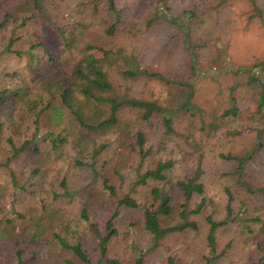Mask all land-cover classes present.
Wrapping results in <instances>:
<instances>
[{
    "label": "rangeland",
    "instance_id": "374dc122",
    "mask_svg": "<svg viewBox=\"0 0 264 264\" xmlns=\"http://www.w3.org/2000/svg\"><path fill=\"white\" fill-rule=\"evenodd\" d=\"M51 1L47 0L49 3ZM67 2L56 0L54 5L67 14L70 12ZM139 2L140 0H119V5L132 18L138 10ZM169 2L175 12H180L186 7H197L199 16L192 25V41L202 44L201 48L196 50L202 66H207L212 54L214 55L211 43L217 36L229 46V54L235 66L264 60V21L259 16H252L255 12L248 0ZM73 6L74 3L71 7ZM258 6L264 18V0H258ZM57 10L59 9L56 8L53 12ZM91 22L79 33L80 48L103 56L109 48L124 46L138 56L143 67L178 78L188 75L190 55L183 35L170 25L160 22L142 35L131 37L121 33L109 36L95 21ZM39 29L43 34L46 33L38 22L30 26L31 35L28 32L23 34L33 39ZM10 34L12 33L9 31ZM47 38L55 49L59 46L67 68L71 69L81 54L77 50L64 51L62 42L58 41L53 33L48 32ZM5 41L7 42V39ZM3 42L4 40L0 39V91L6 88L15 89L29 82L31 94L36 93L39 87L31 81L34 71L31 68L37 69L40 76L41 72L49 73V64L47 65L46 60L37 63L38 56L35 58L36 64H30L29 55L6 52ZM26 47H29L27 39H20L13 45V49ZM34 51L39 53L40 49ZM39 56L43 57L42 54ZM259 69L257 67L255 70ZM15 71L18 72L16 76L9 75ZM245 79L246 76L238 80L233 75H224L216 80L202 79L197 82L194 101L206 108L207 113L203 115L205 119H210L214 112L219 116L229 106L230 86L235 82L239 83L235 94L242 106V115L236 119L221 120L223 128L215 134L207 135L203 132L200 128L201 117L191 116L190 113L175 116V132L171 134L166 132L163 123L157 119L146 123L138 121L133 111L126 110L122 114L123 123H131L129 129L133 134L141 129L149 138L148 147L152 152L141 167V172L153 166L158 159L175 160V166L169 173L170 181L162 183L161 186L165 185V189L174 195L176 206L180 198L174 190L175 182L191 173L197 165L199 155L203 154L202 181L205 183L210 202L200 212H196L194 209L200 201V196L196 195L188 207V218L198 223L199 230L187 228L164 234L147 255L146 264H245L251 260L252 253L248 245L241 243L237 237L239 243L228 253L213 263H208L207 257L212 256V253L207 245L208 225L205 223L206 216L210 214L217 219L225 217L226 186L235 194L233 205L236 209L240 202H244L247 209L256 207V211L263 212V209L258 208L263 203V197H251L239 187L236 176L228 175V172L235 169L236 163L227 162L219 156L222 150L244 154L257 142L256 126L264 128V112L252 114L256 108L257 92L246 84ZM114 81L121 91H124L126 86H131L133 95L149 99H163L170 91L168 85L146 77L134 82L115 75ZM21 96L22 94L17 97L11 95L8 104L0 106V163L5 164L0 167V229L8 228L13 232L9 236L11 238L7 235H3L5 240L0 237V264H20L14 247L16 239L20 240L19 248L23 250V260L26 264H134L136 254L132 241L146 249L153 240L152 234L145 229L140 208L119 209V215L115 219L117 234L108 243V255L105 259H101L99 240L91 230V222H96L104 234L105 224L117 210L118 200L128 193L141 202L142 207L148 203V206L152 205L156 210H161L162 203L156 201L153 205V201L147 199L149 193L144 189L130 190V182L138 172V153L130 148L127 150L118 147L115 142L117 133H109L93 141L89 139L83 150H80L76 143L79 129L70 127L68 113L63 116L62 126L58 128H66L62 134L67 141L53 147L54 144L47 134L51 131L50 128H57L54 127L56 120L52 119V113L42 116L41 125L35 132L32 118L26 119V109L28 104L34 105L36 96L32 95L26 102H21ZM36 105L38 109L41 107L37 101ZM234 129L242 132L230 136L228 132ZM33 133L37 140L35 142L41 148L40 152L32 143L9 163V158L14 153L10 138L20 147L25 139L32 138ZM101 145H107L106 149ZM96 149L100 151H95ZM76 160L83 164H76ZM253 165L256 175L245 177L254 183L264 181V148L257 152ZM105 179L108 184L116 187V193H112L105 185ZM11 210L14 214L9 221ZM84 212L88 219L85 218ZM162 223L163 226L184 223L180 217V209L176 207L171 216L163 217ZM59 237L66 239L69 244H80L87 252L90 262L83 261L70 248L65 247ZM232 237V230L218 232L219 252L231 246L228 240ZM253 258L256 259V256ZM110 259L115 262H109Z\"/></svg>",
    "mask_w": 264,
    "mask_h": 264
},
{
    "label": "trees",
    "instance_id": "16d2710c",
    "mask_svg": "<svg viewBox=\"0 0 264 264\" xmlns=\"http://www.w3.org/2000/svg\"><path fill=\"white\" fill-rule=\"evenodd\" d=\"M67 1L70 12L64 14L59 6L54 5L56 0H52L51 3L47 0H0V13H2L0 15V39L4 40V51L14 52L16 55L27 54L30 64H36L35 58L38 56L37 63L46 60L47 65L50 66L49 73L41 72L40 76L37 69L30 67L34 70L31 74V81L38 85L39 90L37 91L39 92L36 91V93L31 94L32 88H29V82H25L24 86L15 89H3L0 91V106L7 105L11 95L17 97L22 94L21 102L29 101L31 96L35 95L34 105L28 104L26 109V119L32 118L36 127L35 132H37L41 125L42 116L46 113H52V119L56 120L54 127L57 128H50L51 131L47 134L54 144L53 147H57L60 142L67 141L62 134L66 128L61 130L58 128L62 126L63 116L68 113L70 114V118H68L70 127L79 129L76 143L80 150H83L89 139L93 141L100 136L117 133L118 138L115 139V142L118 147L121 146L127 150L130 148L131 151L138 153V172L137 176L130 182V190L144 189L149 193L147 199L150 198L149 201H153V205L156 204V201L162 203L161 210H156L152 205L148 206V203L142 207L141 202H138L128 193L118 200L117 210L105 224L106 232L103 234L96 222H91V230L99 240L101 259H105L108 255V243L117 234L115 219L119 215V209L140 208L144 217L145 229L152 234L153 240L146 249L137 245L135 241H132V247L136 254L134 264H146L147 255L164 234L183 231L187 228L199 230L198 223L188 218V207L196 195L200 196V201L196 204L194 211L200 212L210 202L205 183L202 181V174L204 173L202 167L203 154L199 155L193 171L175 182L174 190L180 198L178 206H176L174 195L165 189V185L161 186L162 183L170 181L169 173L175 166V160L158 159L153 166L141 172V167L152 152V149L148 147L149 138L146 132L141 129L133 134V131L129 129L131 123H123L122 114L126 110L133 111L136 113L138 121L146 123L157 119L163 123L166 132L171 134L175 132V116L180 113H190L191 116L201 117L200 128L203 132L207 135L215 134L223 128L221 120L236 119L242 115V106L235 94L239 83L235 82L230 86L229 106L219 116L214 112L210 119H205L203 115L207 113L206 108L199 106L194 101L197 82L202 79L216 80L224 75H233L238 80L246 76V84L257 92L256 108L252 114H260L264 112V60L250 65L235 66L229 54V46L220 36H217L211 43L214 55L212 54L206 64L207 66H202L196 52L202 44L192 41V25L199 16L196 6L186 7L180 12H175L169 0H140L138 10L130 18V15L126 14V10L120 7L119 0ZM225 1L221 0V2ZM248 1L255 12L252 16H259L264 21L258 0ZM73 3L74 6L71 7ZM56 8L59 10L53 12ZM17 14H19L18 17H16ZM91 21L100 25L109 36L121 33L122 35L137 37L160 22L170 25L183 35L184 44L190 55L188 75L185 78H178L143 67L138 56L124 46L109 48L103 56H97L87 51L86 48H80L79 33L87 28L89 23H92ZM38 22L40 25L42 24L46 33L43 34L44 32L42 31V33L39 29L37 33L35 32L36 35L34 34L35 38L26 37L23 32H28L31 35L30 26ZM9 31L12 34L9 35ZM48 32L53 33L56 39L62 42L64 51L77 50L81 54L71 69L67 68L59 46L55 49L52 42H49ZM20 39H27L29 47L13 49L14 43ZM36 49H40V52H35ZM40 54L43 57L39 56ZM257 67L260 69L255 70ZM17 74L16 71L9 73L13 76ZM115 75L134 82L142 77L157 80L168 85L170 91L168 96L163 99L135 96L132 94L131 86H126L124 91L119 89L114 81ZM36 101L41 104L39 109ZM240 132L242 131L234 129L228 134L237 135ZM31 137V139H25L20 147H17L10 138L14 153L9 158V163L32 143L35 144L34 148L40 152L41 148L35 142L37 141L35 133ZM256 139V144L244 154L229 153L222 150L219 156L227 162L236 163L235 169L230 173L228 172V175L236 176L239 187L251 197L254 195H257V198L260 195L263 197V203L258 207L263 209V212L256 211V207L251 210L247 209L244 202L239 203L237 210L233 205L235 194L231 188L226 186L225 217L217 219L213 214H210L205 218V223L208 225L207 245L212 253V256L207 257L208 263H213L214 260L222 258L228 253L236 243H239L237 240L239 237L241 243L248 245L252 253L251 260L245 264H264V181L254 183L245 177L247 175L251 178L252 175H256L253 163L257 152L264 148V128L256 126ZM101 147L106 149L107 145H101ZM99 149L102 150V148ZM99 149L95 151L99 152ZM75 163L83 164L80 160H76ZM2 165L5 164L0 163V167ZM105 185L112 193H116V187L108 184L106 179ZM176 207L180 209V217L184 223L177 226H163L162 218L171 216ZM10 213L9 221L12 219L14 211L11 210ZM84 216L88 219L85 212ZM0 225L2 226L1 220ZM220 230H232L233 237L228 240L231 246L227 249L223 248L219 252L217 234ZM12 234L13 232L9 231L8 228L0 229V237L3 235L9 237ZM59 239L65 247L70 248L83 261L90 262L87 252L80 244L72 245L64 238L59 237ZM19 245L20 240L16 239L14 247L18 262L26 264L23 260V250L19 248ZM254 256L256 259L253 258ZM109 262L115 261L110 259Z\"/></svg>",
    "mask_w": 264,
    "mask_h": 264
}]
</instances>
